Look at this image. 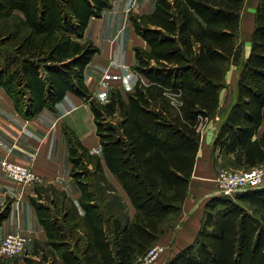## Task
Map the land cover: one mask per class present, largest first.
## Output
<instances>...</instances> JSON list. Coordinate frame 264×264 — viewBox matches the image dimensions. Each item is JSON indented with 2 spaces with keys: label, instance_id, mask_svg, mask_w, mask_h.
Returning a JSON list of instances; mask_svg holds the SVG:
<instances>
[{
  "label": "trees",
  "instance_id": "16d2710c",
  "mask_svg": "<svg viewBox=\"0 0 264 264\" xmlns=\"http://www.w3.org/2000/svg\"><path fill=\"white\" fill-rule=\"evenodd\" d=\"M112 1L0 0V90L26 119L76 94L90 106L101 146L100 156L90 153L64 127L79 196L49 186L47 203L39 191L31 198L46 239L26 264H135L176 224L210 123L217 164L264 168V0H256L246 58L249 0H155L149 13L131 15L146 45L134 48L136 83L100 103L84 82L97 52L84 32ZM8 214L0 211V226ZM164 264H264V188L209 196L195 237Z\"/></svg>",
  "mask_w": 264,
  "mask_h": 264
},
{
  "label": "crops",
  "instance_id": "0c3cea01",
  "mask_svg": "<svg viewBox=\"0 0 264 264\" xmlns=\"http://www.w3.org/2000/svg\"><path fill=\"white\" fill-rule=\"evenodd\" d=\"M154 2L113 0L111 7L103 10L100 17L89 20L84 39L91 41L97 47V52L85 66L83 75L91 98L97 102H107L114 89L123 96L132 91L137 79L132 70L135 64L134 48L145 46V42L135 33L131 15L149 13L154 8ZM242 22L245 40L250 41L252 21L250 23L249 19H243ZM235 79L236 70L232 66L226 74L227 88L220 94L222 108L231 101ZM214 120L217 121L218 116ZM210 126L213 124L201 130V140L181 214L174 227L157 242L167 247V251L153 264H164L166 257L193 240L200 225L203 204L215 193L214 178L218 164L214 160L211 143L205 142ZM64 127L71 130L90 153L101 155L93 113L88 102L81 97L68 92L55 104L53 110L45 108L34 117L26 119L14 110L9 97L0 90V204L6 199L11 203L9 214L0 226V239L8 233L21 234L26 238L25 249L35 242L41 244L46 239L31 203L37 191L32 185L23 186L6 177L2 170L3 161L31 168L41 179L37 184L40 187L52 186L64 191L75 201L79 196L70 175L71 163ZM105 174L116 190L124 195L115 178L107 171ZM129 210L133 211L131 206Z\"/></svg>",
  "mask_w": 264,
  "mask_h": 264
},
{
  "label": "built area",
  "instance_id": "2783aa9c",
  "mask_svg": "<svg viewBox=\"0 0 264 264\" xmlns=\"http://www.w3.org/2000/svg\"><path fill=\"white\" fill-rule=\"evenodd\" d=\"M204 127H201V130ZM200 130V131H201ZM2 170L10 180L23 185L39 184L40 177L29 167L11 161L2 162ZM264 183V168L251 167L242 171L218 169L214 178L215 193L232 195L243 189L260 186ZM26 238L18 233H8L0 239V258H11L20 255L25 249ZM167 251V247L154 244L139 257L137 264H153Z\"/></svg>",
  "mask_w": 264,
  "mask_h": 264
},
{
  "label": "rangeland",
  "instance_id": "374dc122",
  "mask_svg": "<svg viewBox=\"0 0 264 264\" xmlns=\"http://www.w3.org/2000/svg\"><path fill=\"white\" fill-rule=\"evenodd\" d=\"M256 2V0H249L246 7H245V10H244V13H243V19L244 20H247L249 19L250 20V23H251V19H252V16H253V13L252 11L254 12V9L255 7L253 6L254 3ZM243 24V22H242ZM243 28V27H242ZM243 33V39H244V57L246 58L249 54V51H250V41L248 40H245V32L244 30L242 31ZM143 48L146 47V45L144 46H141ZM209 125V124H208ZM207 127V126H206ZM204 127V128H206ZM203 128V129H204ZM218 169H229V170H233V171H242L244 169H235V168H231L229 166H226V165H222V163H219L218 164ZM217 173V172H216ZM34 187V190L36 191H39L40 194H41V199L44 203H47L48 202V198L50 197V192H49V186L45 185L44 187H40V185H37V184H33L32 185ZM49 196V197H48ZM50 199V198H49ZM10 200L6 199L4 202H2L0 204V211H2V209L4 207H9V210H10ZM130 205V204H129ZM33 246V245H32ZM32 246L29 247V248H26L24 249V251L20 254V255H17V256H14V257H11V258H3L1 259L0 258V262L2 264H26V261L27 260H34L35 258L31 255V250H32ZM162 257H160L159 259H161ZM167 258V257H166ZM158 259V260H159ZM155 263V262H154ZM137 264V262L135 263Z\"/></svg>",
  "mask_w": 264,
  "mask_h": 264
},
{
  "label": "water",
  "instance_id": "95a60500",
  "mask_svg": "<svg viewBox=\"0 0 264 264\" xmlns=\"http://www.w3.org/2000/svg\"><path fill=\"white\" fill-rule=\"evenodd\" d=\"M214 132H215V126H210L209 129L207 130L206 132V135H205V142L207 144L211 143L212 142V139H213V136H214ZM264 188V183L260 186H257V187H253V188H247V189H243V190H260ZM214 195V194H212Z\"/></svg>",
  "mask_w": 264,
  "mask_h": 264
}]
</instances>
